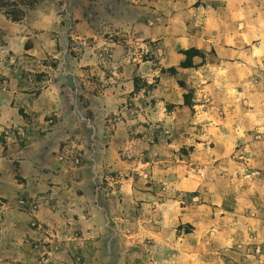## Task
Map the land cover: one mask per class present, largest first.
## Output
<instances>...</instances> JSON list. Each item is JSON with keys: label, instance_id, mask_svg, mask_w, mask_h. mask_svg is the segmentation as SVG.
<instances>
[{"label": "rangeland", "instance_id": "rangeland-1", "mask_svg": "<svg viewBox=\"0 0 264 264\" xmlns=\"http://www.w3.org/2000/svg\"><path fill=\"white\" fill-rule=\"evenodd\" d=\"M23 9L0 11V264H264V0Z\"/></svg>", "mask_w": 264, "mask_h": 264}, {"label": "trees", "instance_id": "trees-1", "mask_svg": "<svg viewBox=\"0 0 264 264\" xmlns=\"http://www.w3.org/2000/svg\"><path fill=\"white\" fill-rule=\"evenodd\" d=\"M20 1V2H19ZM0 0V11H5V14L12 20V21H21L25 16V10L23 7L27 8H34L38 0ZM1 39V38H0ZM183 54L186 56L185 60L181 62V68H191L194 67L193 60L195 57H203L204 54L196 48H189L182 51ZM171 75H175L178 72L176 67H171L166 70ZM136 88L139 90L142 86L139 85V79L135 81ZM191 95H185V105H191ZM22 112V110H21ZM190 228V226H189Z\"/></svg>", "mask_w": 264, "mask_h": 264}]
</instances>
